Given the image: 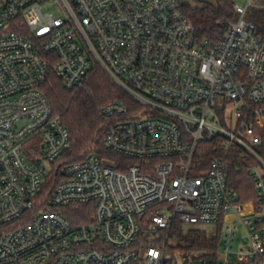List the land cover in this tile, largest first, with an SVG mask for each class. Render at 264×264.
<instances>
[{"label":"built area","instance_id":"2783aa9c","mask_svg":"<svg viewBox=\"0 0 264 264\" xmlns=\"http://www.w3.org/2000/svg\"><path fill=\"white\" fill-rule=\"evenodd\" d=\"M182 5L0 0V264H264V43L245 19L253 4L234 6L238 20L218 42L198 39ZM96 69L132 100L101 110L103 148L123 160L59 162L70 133L42 88L53 73L79 89ZM233 164L247 168L254 200L229 185ZM89 204V223L65 215ZM177 221L219 226L218 248L178 251Z\"/></svg>","mask_w":264,"mask_h":264},{"label":"trees","instance_id":"16d2710c","mask_svg":"<svg viewBox=\"0 0 264 264\" xmlns=\"http://www.w3.org/2000/svg\"><path fill=\"white\" fill-rule=\"evenodd\" d=\"M234 6L231 0H217L215 4L203 3L196 7L182 5L184 15L195 27L198 39L211 42H218L229 25L238 20ZM249 21L256 25L257 34L264 43V10H257ZM42 91L52 107L53 114L62 120L70 133V148L59 162L69 164L83 161L91 154L123 160L103 148L108 133V122L101 115V110L112 102L130 104L132 100L104 72L99 69L92 71L85 84L72 91L66 90L61 78L52 73ZM206 147L204 157L211 158V145ZM58 180L53 179L50 186L55 185ZM229 185L239 193L241 201L249 202L255 199L254 182L243 164L230 166ZM93 207V204L69 206L65 215L75 225L89 223L93 221ZM169 236L178 245L177 250L188 254L214 252L221 242L220 234L212 238L197 227L186 231L185 226L178 221L173 224Z\"/></svg>","mask_w":264,"mask_h":264},{"label":"rangeland","instance_id":"374dc122","mask_svg":"<svg viewBox=\"0 0 264 264\" xmlns=\"http://www.w3.org/2000/svg\"><path fill=\"white\" fill-rule=\"evenodd\" d=\"M217 0H180L181 4L183 5H191L192 7H196L198 5H201L203 3H213L215 4ZM235 5L247 7L250 0H231ZM253 6L248 9L247 15L245 17L246 20H250L252 16L257 12V10H264V0H252ZM113 156V155H111ZM191 228H196L192 225H186L185 230L188 231ZM201 230L205 231L210 237L215 238L218 237L219 234H221V230H219V226L217 225H206L197 227ZM175 248H177L178 245L175 243ZM179 251V250H178ZM175 252V250H174Z\"/></svg>","mask_w":264,"mask_h":264},{"label":"water","instance_id":"95a60500","mask_svg":"<svg viewBox=\"0 0 264 264\" xmlns=\"http://www.w3.org/2000/svg\"><path fill=\"white\" fill-rule=\"evenodd\" d=\"M106 164L110 165L108 162H105Z\"/></svg>","mask_w":264,"mask_h":264},{"label":"crops","instance_id":"0c3cea01","mask_svg":"<svg viewBox=\"0 0 264 264\" xmlns=\"http://www.w3.org/2000/svg\"><path fill=\"white\" fill-rule=\"evenodd\" d=\"M249 2H252V0H250ZM249 4V3H248ZM235 5V4H234Z\"/></svg>","mask_w":264,"mask_h":264}]
</instances>
